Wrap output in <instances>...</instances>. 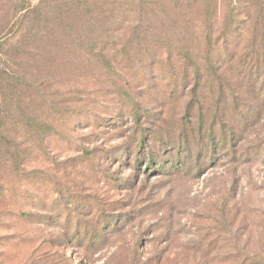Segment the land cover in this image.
Returning <instances> with one entry per match:
<instances>
[{
	"label": "rangeland",
	"instance_id": "rangeland-1",
	"mask_svg": "<svg viewBox=\"0 0 264 264\" xmlns=\"http://www.w3.org/2000/svg\"><path fill=\"white\" fill-rule=\"evenodd\" d=\"M93 1L0 0V264H264L263 77L88 56Z\"/></svg>",
	"mask_w": 264,
	"mask_h": 264
},
{
	"label": "trees",
	"instance_id": "trees-1",
	"mask_svg": "<svg viewBox=\"0 0 264 264\" xmlns=\"http://www.w3.org/2000/svg\"><path fill=\"white\" fill-rule=\"evenodd\" d=\"M96 3L93 1L89 6L101 10L86 15L87 31L95 32V36L88 37L91 47L88 56L111 63L118 56L115 47L123 49L129 45L133 49L136 43V51L141 45L139 42L147 39L154 49V52L149 49L144 52L154 56L152 71L155 68L158 71L164 61L172 69L166 73L171 77L175 75L174 67H182L183 76L197 75L202 70L198 60L205 54L215 58L214 63L206 62L205 72L219 75L222 63L225 69L237 63L239 74L254 72L252 79L263 77L260 85L264 88V0H99L100 6ZM23 8L21 5L19 11H25ZM218 14L223 20L216 36L211 27L215 28L213 20ZM55 16L58 19L59 14L51 13V18ZM126 28L128 42L119 43ZM202 28L203 36L199 38L196 32ZM160 35L164 42L158 45L156 37ZM97 45L103 47L96 49ZM194 93L198 97L199 93ZM17 113L13 107L6 109L0 100V120ZM134 123L137 125L134 134L141 135L140 120L135 119ZM9 209L12 216H19L13 206ZM114 230L117 231V226L111 231Z\"/></svg>",
	"mask_w": 264,
	"mask_h": 264
}]
</instances>
